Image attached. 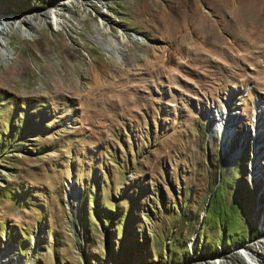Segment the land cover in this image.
Masks as SVG:
<instances>
[{
  "label": "rangeland",
  "instance_id": "1",
  "mask_svg": "<svg viewBox=\"0 0 264 264\" xmlns=\"http://www.w3.org/2000/svg\"><path fill=\"white\" fill-rule=\"evenodd\" d=\"M220 4L0 0V264H249L264 38Z\"/></svg>",
  "mask_w": 264,
  "mask_h": 264
},
{
  "label": "bare ground",
  "instance_id": "2",
  "mask_svg": "<svg viewBox=\"0 0 264 264\" xmlns=\"http://www.w3.org/2000/svg\"><path fill=\"white\" fill-rule=\"evenodd\" d=\"M69 2L72 3L73 0H69ZM193 9L194 10L191 9L192 11L190 10L192 13L191 21L193 22V24H196L195 26L199 27V30L203 29L205 31H208V33L211 32V34H216L213 25L209 21V18L206 15H203L198 8ZM220 9H224V11H230L232 15L235 11L237 13H240L239 16L235 14L232 17V21L234 25L237 26L236 30H238V33L241 32L242 36L247 37L248 35L245 33V31H248L249 33V31H252L253 28L259 33V38H264V0H221ZM146 11L148 12L147 9ZM30 16L32 17V21L31 19H22L23 23H25V25L29 27L28 33H30V30L40 29L39 26L43 22H45L47 14L41 11H36V13H32V15ZM13 22H15V20L13 17H11L10 14L8 16L0 15V35L6 34L9 30L13 29ZM57 22L60 25H68L64 20H58ZM2 42L5 45L8 44L7 39H4ZM2 42L0 41V45H3ZM222 118L223 116H221V119ZM263 247L264 233L261 235L260 239L257 240L255 246L249 247L248 245H246L242 247H236L235 252L245 257L246 261H248L249 264H261L257 260L256 262L255 258L258 259L259 250H263Z\"/></svg>",
  "mask_w": 264,
  "mask_h": 264
}]
</instances>
